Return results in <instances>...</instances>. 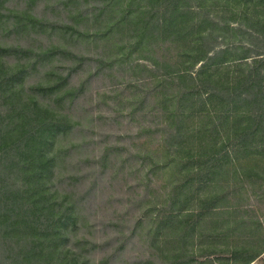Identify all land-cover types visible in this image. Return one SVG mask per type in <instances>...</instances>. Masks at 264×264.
Instances as JSON below:
<instances>
[{
  "label": "rangeland",
  "instance_id": "1",
  "mask_svg": "<svg viewBox=\"0 0 264 264\" xmlns=\"http://www.w3.org/2000/svg\"><path fill=\"white\" fill-rule=\"evenodd\" d=\"M262 47L264 0H0V264H264Z\"/></svg>",
  "mask_w": 264,
  "mask_h": 264
},
{
  "label": "trees",
  "instance_id": "2",
  "mask_svg": "<svg viewBox=\"0 0 264 264\" xmlns=\"http://www.w3.org/2000/svg\"><path fill=\"white\" fill-rule=\"evenodd\" d=\"M238 50H247V53H245L244 55H239V56H235L232 57L231 60H227L226 62L228 63H234V64H238V65H242L244 66L246 61H248L247 59L252 58V62L246 63V65H248L250 68V72L251 71H264V47H262L261 49H243V48H238ZM211 52V51H210ZM229 52V48H224L223 50H219V51H215V53L213 55H209V59L213 58V56H215V54L219 55V53L221 54H227ZM250 52H252V55H248L250 54ZM252 75V72H251ZM264 76V73H263ZM253 86V81H251V87ZM253 96V95H252ZM257 175L260 179V184H259V189L263 190L264 192V167L262 168V172L261 173H253L252 174ZM262 192V193H263ZM261 193V195H262ZM222 209L225 208H214L213 211H221ZM219 213V212H217ZM178 216L175 214H169L168 216L164 217L165 221H170L172 219H176ZM261 222H259V225ZM246 224V220L245 219H241L238 223V225H240V227H243V225ZM264 236V234H263ZM262 242V243H261ZM250 243L252 244L251 246V251L253 253H248L246 256V262L251 263L257 255H260L262 252H264V237L263 239L261 237H257L256 235L251 239ZM250 250V249H247Z\"/></svg>",
  "mask_w": 264,
  "mask_h": 264
}]
</instances>
